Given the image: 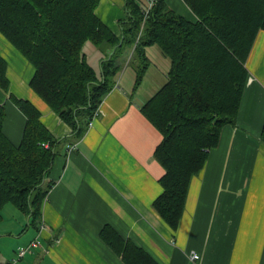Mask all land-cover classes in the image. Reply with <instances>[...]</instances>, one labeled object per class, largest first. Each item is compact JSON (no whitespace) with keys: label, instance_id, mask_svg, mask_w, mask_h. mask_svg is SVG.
Returning a JSON list of instances; mask_svg holds the SVG:
<instances>
[{"label":"crops","instance_id":"1","mask_svg":"<svg viewBox=\"0 0 264 264\" xmlns=\"http://www.w3.org/2000/svg\"><path fill=\"white\" fill-rule=\"evenodd\" d=\"M165 2L175 13L194 18L184 0ZM96 13L121 35L120 21L127 19L124 0H100ZM87 46L88 60L100 69L101 52L94 57L92 46ZM0 55L9 79L8 91L0 87L4 134L14 144L22 137L26 117L16 97L29 100L58 139L40 218L36 225L30 223L33 230L22 211L11 203L3 206L7 216L1 213L0 264H123L102 239L103 226L143 246L161 264H188L192 250L200 254L199 264H264L263 29L246 59L248 80L236 120L222 127L218 144L191 178L176 230L152 207L162 191L159 178L164 170L153 154L162 136L141 111L167 79L170 61L158 45L145 48L150 63L137 88L135 69L123 68L92 124L79 136L31 88L33 66L2 34ZM239 185L244 188L237 196ZM41 227L40 245L18 257V248Z\"/></svg>","mask_w":264,"mask_h":264},{"label":"trees","instance_id":"2","mask_svg":"<svg viewBox=\"0 0 264 264\" xmlns=\"http://www.w3.org/2000/svg\"><path fill=\"white\" fill-rule=\"evenodd\" d=\"M124 1L121 35L97 15L100 0H0V33L33 66L31 88L75 136L116 84L125 64L122 53L131 52L126 63L133 64L137 88L150 63L146 46H159L170 61L167 79L141 111L162 136L153 152L164 170L162 191L152 207L176 230L191 178L218 144L222 127L236 120L248 80L246 59L264 30V0H184L191 19L175 13L165 0H155L146 16L143 0ZM88 43L102 54L98 70L87 58ZM6 67L0 55V87L8 91ZM13 100L26 120L14 144L3 132L5 108L0 105V219L3 206L11 203L36 225L58 139L29 100ZM100 235L123 264H161L108 226Z\"/></svg>","mask_w":264,"mask_h":264},{"label":"built area","instance_id":"3","mask_svg":"<svg viewBox=\"0 0 264 264\" xmlns=\"http://www.w3.org/2000/svg\"><path fill=\"white\" fill-rule=\"evenodd\" d=\"M154 2L155 0H145L144 1V5L142 6V11H143L144 16L147 15L149 9L151 8ZM97 110L98 108L94 111L92 118L88 122V125L92 124V120L97 114ZM44 145L47 146L46 143ZM42 229L43 227H41V229L39 230L38 235L35 238H33L28 244H26L25 246H20L18 248L17 250L18 257H22L28 250L40 245L41 243L40 232L42 231ZM199 260H200V254L197 251L192 250L188 256V264H199Z\"/></svg>","mask_w":264,"mask_h":264},{"label":"rangeland","instance_id":"4","mask_svg":"<svg viewBox=\"0 0 264 264\" xmlns=\"http://www.w3.org/2000/svg\"><path fill=\"white\" fill-rule=\"evenodd\" d=\"M1 35V34H0ZM3 38V37H2ZM5 40V39H4ZM92 46V52L94 53H92L93 55H94V57H96L97 55H98V53H100V51L98 50V48L97 47H95L93 44H91V43H88V46H90V45ZM87 46V47H88ZM96 48V49H95ZM85 49H86V47H85ZM129 54H131V52L130 51H128V50H126V51H124L123 53H122V55H121V57H123V59H124V63L126 62V60L128 59V56H129ZM133 64H131V63H125L124 64V66H123V68H128V69H132L133 68V66H132ZM96 67H97V65H96ZM122 68V69H123ZM99 68L97 67V70H98ZM121 71L122 70H120L119 72H118V74H117V76H116V80H119V78H120V76H121ZM243 188H244V185H239L237 188H236V191H235V195H237V196H240L241 194H242V190H243ZM223 199V194L220 196V200H222ZM221 202V201H220ZM239 202H242V201H239ZM220 204V203H219ZM8 206H11V207H13V205H10V204H8ZM6 210H7V208L6 207H4V208H2V210H1V213H2V215H4L5 217L7 216L6 215ZM25 215V223L26 224H28L29 225V230L31 231V230H33L32 229V225H30V222H28V218H30V215L29 214H27V213H24ZM1 219H2V216H1ZM0 219V220H1ZM26 220H27V222H26ZM31 220V219H30Z\"/></svg>","mask_w":264,"mask_h":264}]
</instances>
